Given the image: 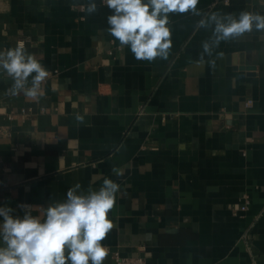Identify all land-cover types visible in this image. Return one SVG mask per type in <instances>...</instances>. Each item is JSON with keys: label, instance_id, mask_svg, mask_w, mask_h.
Masks as SVG:
<instances>
[{"label": "crops", "instance_id": "obj_1", "mask_svg": "<svg viewBox=\"0 0 264 264\" xmlns=\"http://www.w3.org/2000/svg\"><path fill=\"white\" fill-rule=\"evenodd\" d=\"M95 2L89 15V0H0V51L22 41L50 73L32 99L9 95L0 71V207L43 219L76 184L87 194L109 178L119 191L104 264L114 253L264 264V30L217 44L214 25L200 26L211 13L264 15V0L170 14L169 55L151 62L120 47Z\"/></svg>", "mask_w": 264, "mask_h": 264}, {"label": "clouds", "instance_id": "obj_2", "mask_svg": "<svg viewBox=\"0 0 264 264\" xmlns=\"http://www.w3.org/2000/svg\"><path fill=\"white\" fill-rule=\"evenodd\" d=\"M112 12L107 17L108 32L127 46L137 60L167 59L172 47L169 15L189 13L200 15L199 0H102ZM89 15L97 11L95 0L86 7ZM214 25V42L233 36L264 30V15L243 11L233 14L211 13L200 21L201 27ZM204 53L211 54V45L203 44ZM0 71L11 77L13 83L7 90L11 96L23 93L38 99L43 95L41 85L49 71L29 54L24 44L0 51ZM31 82L29 86V78ZM77 121L83 117L77 115ZM116 175L123 173L113 168ZM80 185L69 189L66 199L48 206L44 218L34 216L28 205L23 217L13 216V209L0 207V264H104L108 249L102 243L114 227L109 219L116 205L119 185L109 178L103 180L98 190L80 193Z\"/></svg>", "mask_w": 264, "mask_h": 264}, {"label": "built area", "instance_id": "obj_3", "mask_svg": "<svg viewBox=\"0 0 264 264\" xmlns=\"http://www.w3.org/2000/svg\"><path fill=\"white\" fill-rule=\"evenodd\" d=\"M226 2V1H225ZM22 41H19L18 43H21ZM17 43V44H18ZM23 43V42H22ZM248 104L250 102H247ZM249 205V199L247 196H243V203L240 209L242 211H245ZM114 262L113 264H146V261L142 257H122L118 253H114Z\"/></svg>", "mask_w": 264, "mask_h": 264}]
</instances>
